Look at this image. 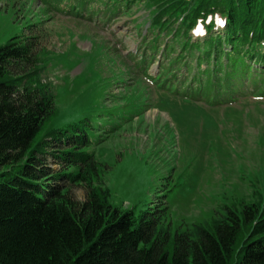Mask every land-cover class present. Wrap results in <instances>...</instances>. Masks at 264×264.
Instances as JSON below:
<instances>
[{
  "label": "rangeland",
  "instance_id": "1",
  "mask_svg": "<svg viewBox=\"0 0 264 264\" xmlns=\"http://www.w3.org/2000/svg\"><path fill=\"white\" fill-rule=\"evenodd\" d=\"M116 1L0 0V45L13 35L34 36L37 80L53 97L35 142L50 129L86 123L79 128L89 140L78 149L91 159L79 165L82 180L59 181L62 191L72 202L89 189L105 193L109 205L134 217L158 210L155 231L170 238L174 231L192 238L196 227L212 228L229 209L241 217L244 205L264 214V97L245 93L209 105L179 98L171 87L159 90L133 64L157 30H148L150 2L121 3L106 20ZM150 65L154 76L158 64ZM43 163L62 168L49 154Z\"/></svg>",
  "mask_w": 264,
  "mask_h": 264
},
{
  "label": "trees",
  "instance_id": "2",
  "mask_svg": "<svg viewBox=\"0 0 264 264\" xmlns=\"http://www.w3.org/2000/svg\"><path fill=\"white\" fill-rule=\"evenodd\" d=\"M129 1L113 2L106 20ZM146 1L148 30H157L141 40L133 64L159 90L209 105L245 93L264 97V0ZM33 39L13 35L0 45V168H17L0 173V264H264V214L253 205L241 217L226 210L192 238L183 231L170 238L155 231L158 210L134 217L92 189L72 202L59 181L83 178L79 165L91 159L78 149L89 140L79 128L86 123L50 129L35 142L53 97L38 83ZM46 154L62 166L58 172L44 165Z\"/></svg>",
  "mask_w": 264,
  "mask_h": 264
}]
</instances>
